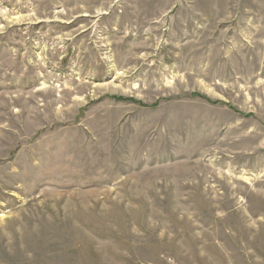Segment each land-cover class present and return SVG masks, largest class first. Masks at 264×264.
Masks as SVG:
<instances>
[{
    "label": "rangeland",
    "instance_id": "374dc122",
    "mask_svg": "<svg viewBox=\"0 0 264 264\" xmlns=\"http://www.w3.org/2000/svg\"><path fill=\"white\" fill-rule=\"evenodd\" d=\"M0 264H264V0H0Z\"/></svg>",
    "mask_w": 264,
    "mask_h": 264
}]
</instances>
